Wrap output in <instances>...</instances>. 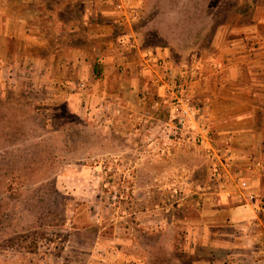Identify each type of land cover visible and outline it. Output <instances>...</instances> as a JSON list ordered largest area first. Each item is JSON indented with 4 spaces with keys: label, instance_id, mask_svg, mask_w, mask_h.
Here are the masks:
<instances>
[{
    "label": "rangeland",
    "instance_id": "obj_1",
    "mask_svg": "<svg viewBox=\"0 0 264 264\" xmlns=\"http://www.w3.org/2000/svg\"><path fill=\"white\" fill-rule=\"evenodd\" d=\"M138 5L132 26L119 25L136 40L122 42L166 62L177 81L192 77L191 103L204 113V75L214 67L217 40L261 18L264 0ZM30 8L47 12L41 0H0V264H200L195 258L210 251L192 234L201 233L202 213L239 205L240 181L264 200V178L250 180L264 174V160L211 127L208 140L197 129L173 139L169 93L149 76L145 90L127 83L135 91L128 97L121 83L101 79L98 63L80 79H42L43 66L28 62V44L11 35L24 18L38 35L49 34L44 16L32 18ZM211 147L221 150L219 160L208 155ZM226 170L235 180L226 196L205 189Z\"/></svg>",
    "mask_w": 264,
    "mask_h": 264
},
{
    "label": "crops",
    "instance_id": "obj_2",
    "mask_svg": "<svg viewBox=\"0 0 264 264\" xmlns=\"http://www.w3.org/2000/svg\"><path fill=\"white\" fill-rule=\"evenodd\" d=\"M41 3L47 7L45 16L33 8L28 11L35 15L32 18L38 13L44 16L49 34L38 35L37 27L33 28L32 21L24 18L18 20V33L11 35L28 44V62L43 66L42 79L73 81L86 73V66L98 63L103 68L101 79L111 85L113 81L121 83L118 89L121 95H135L130 86L136 83L145 90V79L148 76L153 79L146 66L151 61V52L140 50L137 54L138 47L124 45L123 39L136 38L119 26L113 13L115 0H41ZM223 31L212 54L214 67L207 66L212 72L204 75V113L208 120L205 128H215L217 137L231 145H250L254 153L251 157L264 160V15L255 16L247 25L227 29V33ZM96 72L92 68L89 74L95 77ZM129 82L132 84L128 85ZM125 87L127 90H123ZM253 174L250 178L253 185L262 183L264 174ZM226 193L227 190L221 195ZM256 194H246L245 199L236 194L239 205H221L213 214L208 210L202 213L201 233L192 234L210 251L205 252L201 262L195 258L194 263L264 264V213L255 208L264 200L256 199L260 196Z\"/></svg>",
    "mask_w": 264,
    "mask_h": 264
},
{
    "label": "built area",
    "instance_id": "obj_3",
    "mask_svg": "<svg viewBox=\"0 0 264 264\" xmlns=\"http://www.w3.org/2000/svg\"><path fill=\"white\" fill-rule=\"evenodd\" d=\"M139 0H118L115 4V13L117 17V22L120 26L131 27L132 24L137 19L139 13ZM133 40V39H132ZM135 42V40H133ZM154 62L156 64H154ZM147 70H150L151 77L153 78L154 85L158 86L159 89L167 90L170 118L168 125H171L173 129V139L177 136H182L183 133H189L192 129H197L201 134L206 132L204 117L205 113H202L201 108L195 106L191 103V83L193 81L192 77L187 75L183 76L181 74L180 80L177 81L173 75L171 69L166 66V62L160 61L154 57L151 61H148ZM205 140H208L207 133ZM183 137H179L181 140ZM188 140H196V137L189 136ZM219 152L220 149H215L211 147L208 149V155L214 160L220 159ZM218 173V169L215 170ZM231 181L235 185V180L226 170L222 175L214 174L212 178V185L205 187L206 190H215L214 194L220 195L226 190L227 182ZM236 194L240 199H245L247 197L246 190L248 184L246 181H240L236 183ZM256 210L260 213H264V201H259L258 206L256 205Z\"/></svg>",
    "mask_w": 264,
    "mask_h": 264
}]
</instances>
